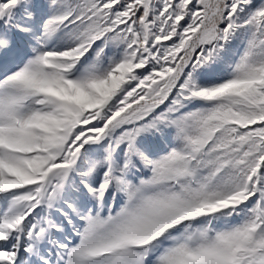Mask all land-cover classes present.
<instances>
[{
	"label": "snow or ice",
	"instance_id": "6c2138e0",
	"mask_svg": "<svg viewBox=\"0 0 264 264\" xmlns=\"http://www.w3.org/2000/svg\"><path fill=\"white\" fill-rule=\"evenodd\" d=\"M0 264H264V0H0Z\"/></svg>",
	"mask_w": 264,
	"mask_h": 264
}]
</instances>
